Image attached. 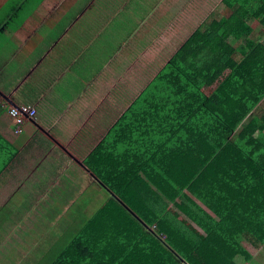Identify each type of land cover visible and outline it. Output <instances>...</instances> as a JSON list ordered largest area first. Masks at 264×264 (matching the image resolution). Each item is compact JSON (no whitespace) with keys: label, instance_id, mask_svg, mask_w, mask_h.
I'll use <instances>...</instances> for the list:
<instances>
[{"label":"crops","instance_id":"0c3cea01","mask_svg":"<svg viewBox=\"0 0 264 264\" xmlns=\"http://www.w3.org/2000/svg\"><path fill=\"white\" fill-rule=\"evenodd\" d=\"M221 1L0 0V264H39L80 225L58 200L76 206L95 187L113 196L88 165L104 139L122 146L126 172L177 173L192 150L182 133L166 134L172 109L155 100L166 94L157 78L194 32L220 18ZM25 105L35 119L18 124L9 111ZM240 244L251 256L238 264H264V243Z\"/></svg>","mask_w":264,"mask_h":264},{"label":"trees","instance_id":"16d2710c","mask_svg":"<svg viewBox=\"0 0 264 264\" xmlns=\"http://www.w3.org/2000/svg\"><path fill=\"white\" fill-rule=\"evenodd\" d=\"M217 10L157 78L166 94L155 100L174 110L166 134L182 133L192 151L177 173H129L122 146L104 139L88 165L113 196L51 264H238L251 256L241 237L264 243V39L254 35L264 0H222Z\"/></svg>","mask_w":264,"mask_h":264},{"label":"rangeland","instance_id":"374dc122","mask_svg":"<svg viewBox=\"0 0 264 264\" xmlns=\"http://www.w3.org/2000/svg\"><path fill=\"white\" fill-rule=\"evenodd\" d=\"M11 4V2H9ZM257 30V34H264V28H260ZM211 92V90H207V93ZM264 112L263 110H258L257 113L261 114ZM77 179L80 182L83 180V176L75 177L71 175V179ZM70 179V180H71ZM89 176L86 182V186H89ZM110 198V195L106 188H102L101 190L97 187L89 189L86 194L81 193V196L77 197L75 200H77V205L74 206V203H69L65 200H58V202L63 205V209L65 210V207L68 209V215H71L75 219V215H79V221L80 225L77 227H74L71 229V231L66 236L65 240L62 243V247L65 246L79 231V229L87 222V220L90 218V216L97 211L108 199ZM69 200V199H68ZM65 201V202H64ZM79 210H82L83 212L79 214ZM61 247V248H62ZM60 247H56L49 255L47 259L41 260L39 264H51L53 260L58 256L60 252ZM54 255V256H53ZM53 256V257H52Z\"/></svg>","mask_w":264,"mask_h":264},{"label":"built area","instance_id":"2783aa9c","mask_svg":"<svg viewBox=\"0 0 264 264\" xmlns=\"http://www.w3.org/2000/svg\"><path fill=\"white\" fill-rule=\"evenodd\" d=\"M11 117L18 120V124H22V119H35L36 113L35 110L31 106H20L13 107L9 111ZM19 132V130L17 131Z\"/></svg>","mask_w":264,"mask_h":264}]
</instances>
